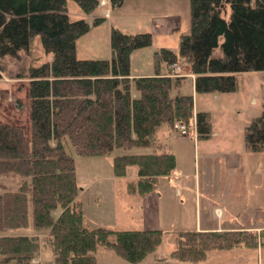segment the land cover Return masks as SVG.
Masks as SVG:
<instances>
[{
    "label": "trees",
    "instance_id": "trees-1",
    "mask_svg": "<svg viewBox=\"0 0 264 264\" xmlns=\"http://www.w3.org/2000/svg\"><path fill=\"white\" fill-rule=\"evenodd\" d=\"M72 1L87 14L98 5ZM108 1L117 6L123 0ZM66 3L0 0V56L28 49L34 35L47 56L18 72L27 79L29 139L21 125L0 121V177H18L14 188L0 185V264H96L98 247L137 263L155 256L163 230L88 224L76 198L73 153L111 155L114 175L134 164L137 178L126 181V191L152 190L175 164L172 152L157 151L159 126L193 119L197 137L210 132L208 111L193 112L192 93L183 89L187 76L169 75L170 63L181 59L189 65L195 92L234 90L236 73L264 69V0H189V30L179 34L177 53L159 47L153 72L131 77L130 53L149 45L150 33L111 27L108 58H79L75 40L88 29L87 20L70 19ZM218 45L221 55H213ZM243 139L247 150L264 151V110L245 125ZM136 146L149 150L129 151ZM28 199L33 232L5 233L26 225ZM257 237L246 228L177 230L168 253L154 258L197 263L213 249L254 248ZM41 242L52 257L33 262Z\"/></svg>",
    "mask_w": 264,
    "mask_h": 264
},
{
    "label": "rangeland",
    "instance_id": "rangeland-1",
    "mask_svg": "<svg viewBox=\"0 0 264 264\" xmlns=\"http://www.w3.org/2000/svg\"><path fill=\"white\" fill-rule=\"evenodd\" d=\"M108 7L109 17L104 16L97 23H94L93 19L91 24L92 22L94 24L76 38L75 55L77 57L108 58L111 27H116L127 33L149 32L150 44L136 48L131 52L130 69L134 73H152L153 53L159 47H166L177 53L179 34L189 30V0H123L120 5L110 6L108 4ZM98 10L100 7L97 5L91 13H96ZM66 12L70 19L79 17L86 19L88 15L72 0H67ZM212 53L221 55L220 46L215 47ZM45 59L47 56L42 52L37 35L30 39L28 49H20L15 55L0 56L2 67L0 121L16 122L21 125L27 139H29L30 132L27 79L19 77L18 72L25 70L30 65H37ZM177 61L182 63V72L190 73L187 63L181 59ZM187 77L183 89L190 92V79ZM235 77L236 88L231 91H192L194 109L207 110L209 113L210 132L208 136L195 137L193 119H190L185 133L173 126L162 124L157 130V135L160 141L173 151L175 156L173 168L185 173L183 177L185 185H192L195 178L202 191L206 186L234 191L237 186L242 185L243 191L245 190L251 195L248 196L249 203L252 207H256L262 200L260 184L264 185V151L247 150L243 132L251 118L264 110V69L241 71L236 73ZM148 150L149 147L140 146L129 149L130 152ZM115 151L121 152L119 149ZM73 164L79 187H84L83 192L80 193V199L85 215L98 220V222L101 221L102 223L99 225L106 224L104 226H108L107 224L114 222V226L115 224L119 227L124 226L125 229L142 228L141 226L144 224L142 219L135 217L134 220H129L128 204L121 197L125 194L126 181L132 179L136 174L134 164L127 166L124 175H114L111 155L73 153ZM257 166L259 168L261 166L262 173L260 169L256 170ZM17 180L16 176H2L0 185L14 188ZM157 188L162 193L160 207L177 209L181 206L178 203L181 196L173 193L172 183L166 178L158 180ZM257 198L258 202H256ZM183 202H185L184 210H189V213H185L191 220L194 212L193 206L191 202L188 204L186 201ZM88 222L90 221L88 220ZM191 224H165L161 228L163 235L159 250L167 252L171 249L173 236L177 230H180L178 228L191 226ZM32 232L31 204L28 199L26 225L7 229L5 233L31 234ZM257 238L258 243L254 248L241 246L233 250H210L203 263L264 264V226L258 232ZM98 248L104 249V247ZM107 251L111 256L97 253V264H107V262L121 264L122 262L119 261H125L110 249ZM51 257L49 247L41 242L39 255L32 261L39 262Z\"/></svg>",
    "mask_w": 264,
    "mask_h": 264
},
{
    "label": "crops",
    "instance_id": "crops-1",
    "mask_svg": "<svg viewBox=\"0 0 264 264\" xmlns=\"http://www.w3.org/2000/svg\"><path fill=\"white\" fill-rule=\"evenodd\" d=\"M98 12V13H97ZM96 13H89L86 17V19H90L91 21L99 16H102L100 13V10H98ZM104 18V16H102ZM109 17V14L106 16ZM84 18V17H83ZM94 23L92 22L91 25ZM90 25V26H91ZM88 26V28L90 27ZM130 60H131V53L129 56V72L130 77L136 76V75H143V74H150V73H134L130 69ZM190 79V86H191V93L193 90L192 80H193V74H187ZM184 75V76H187ZM197 111L193 107V112ZM8 122V121H7ZM16 123V122H14ZM194 128V127H193ZM185 133V132H184ZM194 135L196 138V132L194 130ZM162 148L157 149V151L165 149L169 150L173 153V151L170 149L169 146L164 144L160 141L158 135H157V141ZM174 155V153H173ZM175 158V156H174ZM175 166V164H174ZM261 168V166H260ZM259 166H257L256 170L259 171ZM264 171V170H263ZM260 169V172H263ZM185 176V173L180 172L179 170H174V168L167 174L161 175L158 177L155 187L147 192L146 194L139 195L136 193H128L125 188L124 192L125 194L122 195L123 199L128 204V216L129 220H134L135 217H138L140 220H143V228H162L165 224H186V223H192L191 226H185L183 228H178L180 230L185 229H196V230H207V229H238V228H246L255 230L257 233L260 231V229L264 226V185L261 183L262 188V200L261 203H258L256 207H252L249 203L250 200H248V193L246 191H243V186L239 185L236 187L234 191L230 189H215L214 187H203V191L195 178L192 185L184 184L183 183V177ZM137 178V174L133 176V180ZM160 178H166L167 181L172 183L173 186V193L176 195H180L181 198L179 199L178 203L181 205L177 209H169L167 207H160V199L162 198L161 191L157 188L158 187V180ZM84 190V187H80L78 190V193L76 195V198L81 201L82 205V211L84 209L82 200L80 199V193H82ZM127 196V197H126ZM251 198V197H250ZM247 201H246V200ZM258 202V198L256 199ZM188 204L191 202L194 212L192 219H188V216L185 212L189 213V210H184L185 202ZM247 202V203H246ZM250 204V205H249ZM187 208V205H186ZM86 217V218H85ZM83 218L84 220L90 225L94 226H104L106 224H101V221L98 222V220H94L93 218L89 217L88 215H85L83 211ZM91 218V220H90ZM90 222H88V220ZM117 220V219H116ZM94 221V222H93ZM94 223V224H92ZM114 222H110L107 224L109 228H115V229H125L124 226H114ZM114 226V227H113ZM119 227V228H117ZM141 229V228H139ZM238 248V247H236ZM236 248L231 249H224V250H233ZM99 250V251H97ZM170 250V249H169ZM168 250V251H169ZM112 251V250H111ZM168 251H161L158 249L157 253L154 257H163L165 256ZM100 252V254L104 256H111L109 251H107L106 248L99 249L96 248L94 251L96 264L98 262L97 259V253ZM113 252V251H112ZM114 253V252H113ZM115 254V253H114ZM118 256L117 254H115ZM119 257V256H118ZM153 256L146 257L140 262L137 263H130L127 261H119L121 264H183V263H190V262H181L176 261L170 258H162V259H156ZM206 258V257H205ZM204 258V259H205ZM122 259V258H121ZM204 259L192 264H205ZM127 262V263H126ZM109 264V262H107Z\"/></svg>",
    "mask_w": 264,
    "mask_h": 264
},
{
    "label": "built area",
    "instance_id": "built-area-1",
    "mask_svg": "<svg viewBox=\"0 0 264 264\" xmlns=\"http://www.w3.org/2000/svg\"><path fill=\"white\" fill-rule=\"evenodd\" d=\"M108 1L107 0H98V6L100 7V13L103 15V16H107L108 13H109V7H108ZM185 64V63H184ZM170 67V70H169V75H187V74H190V73H184L182 72V63H179L177 60L176 61H173L172 63H170L169 65ZM187 126L186 124H182V123H175L173 125L174 128H177L179 129V131L181 132H186V129H187Z\"/></svg>",
    "mask_w": 264,
    "mask_h": 264
},
{
    "label": "water",
    "instance_id": "water-1",
    "mask_svg": "<svg viewBox=\"0 0 264 264\" xmlns=\"http://www.w3.org/2000/svg\"><path fill=\"white\" fill-rule=\"evenodd\" d=\"M87 25L90 26L91 25V20L87 21Z\"/></svg>",
    "mask_w": 264,
    "mask_h": 264
}]
</instances>
